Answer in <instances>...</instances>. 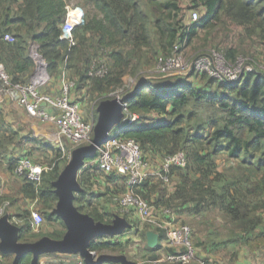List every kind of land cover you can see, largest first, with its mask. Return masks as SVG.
I'll return each instance as SVG.
<instances>
[{
  "label": "trees",
  "instance_id": "1",
  "mask_svg": "<svg viewBox=\"0 0 264 264\" xmlns=\"http://www.w3.org/2000/svg\"><path fill=\"white\" fill-rule=\"evenodd\" d=\"M182 1L92 0L95 13L88 15L83 24L73 30L74 44L70 45L68 40L61 37V26L66 17L65 0H0V64L4 65L12 83H24L21 76L30 73L34 67L28 48L30 44L36 45L48 76L60 79L61 74L65 73L75 83L72 93L84 91L85 97L91 100L96 98V108L102 100L110 99L109 96L102 98L100 95L108 93L111 87L120 83L117 75L123 73L135 54L156 49L165 54L162 57H168L175 45L183 51L185 46L198 40L205 30L214 28V22L220 23L222 18L243 27L247 37L264 41V0H188L190 5L201 11L200 18L193 23L186 22ZM7 34L12 36V42L4 40ZM124 48L129 50L123 52ZM108 50L113 61L110 72L101 59ZM217 51L232 63L239 55L235 48L228 46ZM100 65L106 69L104 76H90L94 67ZM187 75H171L170 83H162L164 80H140L125 97L128 113L137 118L132 125L122 127L120 136L135 140L148 162L150 157L162 160L183 152L185 167H173L167 174L169 182L172 177H176L178 183L165 204L176 203L191 215H198L205 209H217L228 217L235 229L244 232L235 235L236 243L240 240L250 252L263 249L264 73L244 74L231 84L202 74L196 77L201 84V91L188 82L195 74ZM193 101L205 102L224 114L221 124L212 123L213 129L207 136L189 133L188 122L192 114L187 113L186 108ZM151 115L159 117L158 121L145 124ZM163 116H167L168 120H161ZM96 117L94 109V122ZM220 154H226L230 160H238L245 165L243 173L235 179H225L214 161V157ZM19 159L12 162V172ZM66 162L67 158L61 165H48L54 166L43 174L38 186L24 178L21 190L23 197L37 200L42 205L45 222L52 227L57 223L60 228H54L47 234H32L30 216H17L14 221L10 218L20 228L21 242H33L43 236L58 240L63 236L64 225L51 214L57 201L51 183L57 179ZM96 173L101 172L92 166L79 174L78 182L83 191L76 194L74 205L78 211L95 221L109 224L114 212H106L102 208L100 201L104 195L89 193L85 187L83 174L88 177L90 186V176ZM106 178L115 183L120 182L108 197L115 205L113 199L125 191L124 179L112 173L107 174ZM156 192L158 187L154 179H147L138 190L150 204L151 201L159 203L153 196ZM124 217L127 219L129 215ZM131 223L139 227L137 223ZM148 230V226H143L134 236L145 237ZM158 236V241H161L163 233L158 232ZM124 243L127 241L102 237L92 241L89 250L96 255L123 254ZM156 249L157 246L148 251L154 252ZM7 257L1 255L0 261ZM158 258L151 254L149 260ZM30 262L31 256L24 255L18 264Z\"/></svg>",
  "mask_w": 264,
  "mask_h": 264
},
{
  "label": "built area",
  "instance_id": "2",
  "mask_svg": "<svg viewBox=\"0 0 264 264\" xmlns=\"http://www.w3.org/2000/svg\"><path fill=\"white\" fill-rule=\"evenodd\" d=\"M198 17L196 12H191L189 22H196ZM83 22V13L80 8L66 6V17L61 26V37L73 45L72 32ZM4 40L13 41L12 36L8 34L4 36ZM190 69H193V73L197 76L206 74L213 79L229 84L238 81L244 74L255 72L251 64L244 63L239 59L232 63L225 58L224 54L216 50L200 54L191 63H188L178 45L173 47L170 56L159 57L154 67V71L162 76L187 75ZM105 72L104 65H100L98 68L94 67L89 75L103 77ZM47 77L48 74L40 76L38 79L36 77L29 82L12 83L4 65L0 64L2 89L16 93L19 106L28 116L36 118L41 123H53L58 138L67 140L72 149L89 144L93 136L94 121L84 120L80 103L71 99L74 81L62 73L60 77L61 95L50 97L40 91V86ZM45 106L55 109L57 113L53 116L49 115ZM122 112L124 116L121 129H115L109 135L108 139L97 149L96 158L93 161L101 173L106 175L112 173L124 179L125 191L113 199L119 214L123 216L130 214L129 216H133L140 224L148 226L151 231L157 234L158 232L163 233L167 247L175 250L174 253L165 254L161 259L153 261V264H212L197 258L192 240V230L188 225L179 224L177 215L169 208L162 209V217L156 218L151 204L138 193L142 184L154 172L151 171V165L143 155L138 143L133 139L120 136L121 130L132 125L137 118L128 113L127 103L122 104ZM185 165L184 153L178 152L163 158L155 175L167 184L169 170L173 167L184 168ZM53 166H44L34 163L28 158H21L16 162L13 174L38 186L41 184L43 174L50 171ZM8 205V201L0 200V217L6 213ZM42 223L43 217L38 212L32 211L29 218L31 228L37 229ZM77 264L85 263L80 259Z\"/></svg>",
  "mask_w": 264,
  "mask_h": 264
},
{
  "label": "rangeland",
  "instance_id": "3",
  "mask_svg": "<svg viewBox=\"0 0 264 264\" xmlns=\"http://www.w3.org/2000/svg\"><path fill=\"white\" fill-rule=\"evenodd\" d=\"M65 2L70 8L78 7L82 10L83 21L85 20V18H87L88 15L92 16L95 13L92 0H65ZM181 6L185 10L184 14L186 15V22H189L188 15L192 11L196 12L200 18L201 11L198 8H194L192 5H190L188 0H183ZM213 24L215 26L214 28L205 30L203 33H201L202 36H199L198 40H195L193 44L187 45L185 46V48H183L182 52L188 63H191L197 55L207 53L211 50H222V48L228 46L233 47L238 51L239 55L237 56V59L241 60L244 63L251 64L255 72L264 73V41L247 37L244 34L245 32L243 27L237 26L225 18H222L220 23L214 22ZM128 50L129 48H124L123 52H127ZM29 54L32 60L35 61V64H37V79L43 75L47 76L45 72L44 61L37 53L36 45L32 44L29 47ZM109 55L110 50L106 51L102 55L103 57L101 59L110 72L113 61L111 57H109ZM162 56H165V54H162V52H159L156 49H153L151 51H142L140 53H137V55L135 54V57L130 61L129 65L126 67L123 73H121V75H117L120 83L111 87L108 93H104L100 95V97L104 98L109 96L110 99L125 98L128 93H131L133 91L136 84L140 80H148L151 82H161L164 80L162 83L172 82V80L169 79V76H162L158 72L154 71L157 59ZM188 82L193 84L196 90H202L201 84L197 81L196 78L189 79ZM212 89H215V86H212ZM75 95L82 106L81 114L83 119L88 122L93 121L92 115L95 109L96 98L91 100V98L85 97L84 91H77ZM186 112L192 114L191 119L188 122L190 135L207 136L213 129L212 123L216 122V124L219 125L221 124V119L224 117V114L217 108L210 106L205 102L199 101L190 102V104L186 108ZM149 118L150 119L148 120L156 121L159 117L151 115ZM160 119L166 121L168 120V117L163 116L160 117ZM113 132L114 130L110 134H112ZM65 141L68 142L67 140ZM154 161L156 160L153 159V157L152 159L150 157L149 163L151 166L157 165V163ZM214 161L216 163L217 170L222 173L224 178L227 180L239 177V175L243 173V170L245 168V165L241 164L240 161L230 160L226 154H220L214 157ZM176 181H178L177 178L172 177L170 183L168 185H165L159 180H154L155 186L158 187L159 197L162 198L163 201H169L168 198L170 197V194L173 192L176 186ZM162 206L172 207L171 209H173L174 212L178 208L176 207V203H173L171 205L163 204ZM104 211L111 212L112 210L111 208H108ZM185 212L186 211L180 214L187 216H184L181 222L178 220V223L186 224L191 228L192 240L195 246L196 256L199 260H206V262H209L204 256V249L206 248L204 247V242H207V244L209 243L208 239H205L204 241V237H207L205 234L207 232L215 233L216 239L219 238V240H225L224 242L227 243V246L223 249L222 253L230 259H233V255L235 256L239 251V246L231 242L234 241L235 243V240H237V238L235 237L236 234L233 233V231H236L237 228L235 229L227 216L219 212L217 209H205L202 210V212L198 215H191L190 213ZM117 214L124 217L119 213ZM127 220L132 225V230L130 231V234L127 233L124 237L127 240V243H124L122 252L125 253L130 259H132V261L138 264H153V262L149 260L151 252L148 251L149 248H147L146 246L145 237H141L139 235H131L135 234L137 230H140L144 225L140 224V222L134 219L133 216H129ZM131 222L137 223L139 227L136 228ZM205 223H208L210 227H206ZM228 240L230 241L228 242ZM166 249L162 250V252L159 253L161 257L166 254ZM12 258L13 257L11 255H8V257L5 258L4 261H0V264H10ZM44 258L45 257H43L42 259ZM59 259L60 258H58V256L51 255V261L54 260V264H59Z\"/></svg>",
  "mask_w": 264,
  "mask_h": 264
},
{
  "label": "crops",
  "instance_id": "4",
  "mask_svg": "<svg viewBox=\"0 0 264 264\" xmlns=\"http://www.w3.org/2000/svg\"><path fill=\"white\" fill-rule=\"evenodd\" d=\"M31 45L32 44H30V46ZM28 55L30 56L29 48ZM33 63L34 67L31 72L25 73L21 76V79L25 82H29L37 77V64H35V61H33ZM196 77L198 76L193 75L192 78ZM40 91L50 97H59L61 95L60 79L48 76L40 86ZM71 99L78 101L75 93H71ZM44 108L49 115L53 116L57 113L55 109L51 107L45 106ZM157 121L158 119L156 121L148 120L145 124H153ZM71 150L72 146L70 143L66 142L65 139L58 138L56 127L53 123H41L36 118L28 116L23 108L19 106L16 93L11 90H3L0 84V199L7 200L9 202V206L6 208V213L9 214L12 221H14L17 216H21L22 218V215L24 214H26L25 216H28L27 218H29L32 211H36L42 216V205L37 200H30L23 197L21 190L25 183V179L13 174L11 170L12 162L19 158H28L32 162L44 166H48L53 163L61 165L64 159H68ZM93 161H87L81 172L87 168L95 166ZM161 161V159H156V161H154L157 165L151 166V171L154 173L148 177V180H159L155 173L159 170ZM83 175L85 176V187L89 189L88 192L94 195H104L101 199L102 202L100 201L102 208H111V212L117 214V207L111 202V200L108 199V197L111 191H115L117 189L120 182L115 183L112 179L108 180L106 178V174L96 173L93 176H90L89 186L88 177L86 174ZM177 183L178 181L175 182V185ZM153 196H155L156 201H159L158 204L151 201L153 214L156 218H161V209L163 208L162 205H165L166 202L159 197V192L154 193ZM184 209L185 208L181 209L178 207L176 210L179 213L178 214L176 212L180 222L184 216H187L180 214L184 212ZM22 224L23 223H20V225ZM205 225L206 227H210L208 223H205ZM54 228L59 229V224L56 223V225H53L52 227L43 219V223L37 229H32V234H37L39 232L47 234ZM130 231L131 230L125 231L122 235L115 237V239L121 242L127 241L124 237L127 233L130 234ZM239 233L244 232L240 230L234 231V234ZM205 234L207 237H204V241L205 239H208L209 243L207 244V242H204V247H206L204 249V256L209 262H213V264H261L264 262V248L255 252H250L245 245L240 243V240L237 243L236 241L235 243L234 241H231L233 244H237L239 246V251L235 256L233 255V259H230L222 253L223 249L227 246V243L224 242L225 240H219V238L216 239L215 233L212 232H207ZM131 235L134 236V234ZM229 241L230 240H228V242ZM164 249L167 251L166 254L175 252V250L167 247L163 237L161 241H158L157 249L154 252L152 251L151 254L159 256L157 259L159 260L162 258L159 253ZM123 255H125L129 260H132L125 253H123ZM43 257L45 258L42 259ZM58 258H60L59 264H77L80 260L78 256L58 255ZM50 261L51 255L39 258V264H47ZM54 263L55 262L53 260L48 264Z\"/></svg>",
  "mask_w": 264,
  "mask_h": 264
},
{
  "label": "water",
  "instance_id": "5",
  "mask_svg": "<svg viewBox=\"0 0 264 264\" xmlns=\"http://www.w3.org/2000/svg\"><path fill=\"white\" fill-rule=\"evenodd\" d=\"M193 74L190 69L187 76ZM125 98L106 99L95 108L97 117L94 122L93 136L89 144L73 148L67 163L51 183L57 198L51 214L64 225L65 232L61 239L43 236L33 242L19 240L20 228L10 220L8 213L0 217V255H11L10 264H18L24 255L31 256L30 264H39V258L46 255L78 256L85 264H138L123 254L104 253L96 255L89 250V244L102 237L114 238L131 230L132 225L126 218L114 214L109 224L95 221L83 214L74 205L76 194L83 191L78 176L87 160L96 156L97 149L108 139L110 133L120 127L123 119L122 104ZM146 245L154 249L159 240L156 232L145 233Z\"/></svg>",
  "mask_w": 264,
  "mask_h": 264
}]
</instances>
